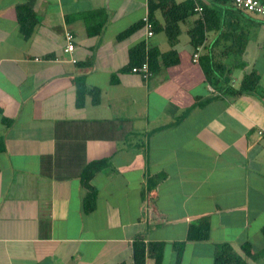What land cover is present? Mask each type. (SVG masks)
<instances>
[{
    "label": "crops",
    "instance_id": "obj_1",
    "mask_svg": "<svg viewBox=\"0 0 264 264\" xmlns=\"http://www.w3.org/2000/svg\"><path fill=\"white\" fill-rule=\"evenodd\" d=\"M201 1L222 26L193 61L197 10L171 44L160 7L148 34L149 0H0V264L132 263L137 238L146 264H177L179 247L178 264H212L224 243L264 264V102L224 92L253 68L264 89V18ZM24 8L37 19L29 36ZM138 44L158 52L149 76L132 71ZM207 54L227 67L215 85ZM78 76L99 90L81 106Z\"/></svg>",
    "mask_w": 264,
    "mask_h": 264
},
{
    "label": "trees",
    "instance_id": "obj_2",
    "mask_svg": "<svg viewBox=\"0 0 264 264\" xmlns=\"http://www.w3.org/2000/svg\"><path fill=\"white\" fill-rule=\"evenodd\" d=\"M166 2V3H164ZM215 2L218 3H226L230 2L233 5V2L231 0H215ZM196 6H202V16L198 18L196 21V24L194 28L189 30L191 41L195 45V49L202 45L204 39H205V32L211 28H220L221 21L220 17L217 14V10L212 8L211 6L206 5L201 0H183L182 2H177L176 0H160L158 3H154V0H149V19L153 22L154 27V7H160L162 9V12L165 17V26L164 29H166L168 39L171 44H174L175 41L178 38V34L180 32L179 29V21L182 19H185L190 13L195 12ZM234 6V5H233ZM235 7V6H234ZM26 9V10H25ZM254 14V13H252ZM257 15V14H256ZM260 16V15H259ZM19 21L21 23V29L24 32L25 36H29L35 26V23L37 19L35 18V15L32 14L31 10L24 8L22 11L19 10ZM264 18V16H260ZM210 18L212 21V18L214 20L213 24H210ZM145 23V21L143 20ZM212 25V26H211ZM139 27V24H134L126 28L124 31H122L119 35V39H123L133 33L137 28ZM230 29V28H229ZM227 29V30H229ZM243 32L241 30L239 32V35ZM237 37V36H236ZM234 36L232 47H235L237 50L236 54L238 56L242 55L245 51L246 44L244 42H240L237 40ZM131 56L140 55L139 63L142 64L143 62H148L150 70L152 72V69H154V62L156 61V55L158 52L154 49L150 50L147 53H144V45L138 44L137 46L133 47L131 49ZM163 58L166 59L168 62H176L178 60V57L174 55L172 52L164 53L162 54ZM203 61L210 62V68L207 70L208 79L212 84H216L219 79H221L220 76L217 75V72H220L221 70L226 71L227 67L226 64L222 61L215 60L214 55L209 56L208 54L205 56H202ZM139 65V64H138ZM246 65V62L244 60L239 61V66L244 67ZM229 70V69H228ZM261 76L259 72L256 69H252L249 72H246L241 81L239 87L235 88L231 85H227L224 92L225 94L231 95V96H239L242 94H255L264 102V89L261 88L260 83ZM74 82L77 87V105L81 106L84 104L85 100V94L87 92L89 93H98L99 90L88 88L85 82L84 76H78L74 78ZM99 100L98 96H93V102L97 103ZM91 176V173L89 172V175L86 177L89 179ZM90 194L92 196L95 193V189L88 184ZM207 225V223H206ZM204 225H200V229H202ZM195 227L192 226L189 231V237H193ZM262 232L264 234V226L262 227ZM203 238H207L209 236V227L208 225L205 227L203 234L201 235ZM152 245V244H151ZM151 248V246H147L146 242L141 239L137 238L133 242V261L132 263H120V264H146V256H147V250ZM245 252L249 255V246L245 247ZM182 253L180 251V247L178 250V261L177 264L181 260ZM212 264H249L244 257L239 254L235 249L229 244L224 243L221 244L215 254Z\"/></svg>",
    "mask_w": 264,
    "mask_h": 264
},
{
    "label": "built area",
    "instance_id": "obj_3",
    "mask_svg": "<svg viewBox=\"0 0 264 264\" xmlns=\"http://www.w3.org/2000/svg\"><path fill=\"white\" fill-rule=\"evenodd\" d=\"M233 5L243 11L254 13L260 16H264V0H231ZM197 11H202V6H196ZM143 20L145 21V25L148 28V34H153V22L149 19L148 15H145ZM66 46L65 51L72 52L75 48V36L72 32L67 31L66 35ZM201 52V46H198L193 54V61H199ZM76 61L75 58L72 59ZM132 71L143 74L144 76L151 75V70L148 62H143L142 64L135 65L132 67Z\"/></svg>",
    "mask_w": 264,
    "mask_h": 264
},
{
    "label": "rangeland",
    "instance_id": "obj_4",
    "mask_svg": "<svg viewBox=\"0 0 264 264\" xmlns=\"http://www.w3.org/2000/svg\"><path fill=\"white\" fill-rule=\"evenodd\" d=\"M253 15L257 16V17H260L259 15H256V14H253ZM258 59H259V64L258 65H259V67L262 68L264 66V64H263L264 63V57L263 56H259ZM235 84L239 85L238 84V79H236V78H235Z\"/></svg>",
    "mask_w": 264,
    "mask_h": 264
}]
</instances>
